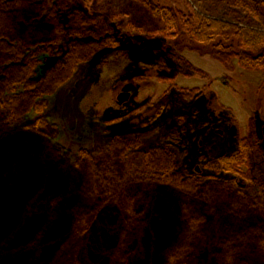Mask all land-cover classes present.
Instances as JSON below:
<instances>
[{"label": "trees", "instance_id": "1", "mask_svg": "<svg viewBox=\"0 0 264 264\" xmlns=\"http://www.w3.org/2000/svg\"><path fill=\"white\" fill-rule=\"evenodd\" d=\"M73 0H0V264H264V182L243 172L250 134L186 175L166 146L114 136L106 148L59 143L49 98L116 40L84 39L88 19L67 29ZM123 27L186 36L232 70L264 71V31L152 0H98ZM257 18L264 0H253ZM73 39L40 78V48ZM118 44V41H117ZM190 101L198 89H186ZM181 98V97H180ZM230 175L231 179L221 175Z\"/></svg>", "mask_w": 264, "mask_h": 264}, {"label": "rangeland", "instance_id": "2", "mask_svg": "<svg viewBox=\"0 0 264 264\" xmlns=\"http://www.w3.org/2000/svg\"><path fill=\"white\" fill-rule=\"evenodd\" d=\"M152 1L179 10L190 4L204 16L229 22L239 17L243 26L264 31V17L254 16L253 0ZM97 2L73 0L60 13L67 29L81 14L89 21L84 39L113 38L116 46L97 52L49 98L59 143L96 151L120 136L139 141L144 149L163 145L175 153L181 172L192 175L199 169L209 176L214 173L205 168L208 161L235 151L238 140L252 134L256 147L243 172L251 171L257 184L264 182V71L238 65L230 70L212 58L211 47L184 35L166 39L125 28L122 20L101 12ZM72 40L40 48L38 78L64 57ZM186 89H198V96L184 99ZM122 93L130 98L119 105Z\"/></svg>", "mask_w": 264, "mask_h": 264}, {"label": "water", "instance_id": "3", "mask_svg": "<svg viewBox=\"0 0 264 264\" xmlns=\"http://www.w3.org/2000/svg\"><path fill=\"white\" fill-rule=\"evenodd\" d=\"M130 98V94H125V93H122L118 96V104L119 105H123L124 103H126ZM220 134H222L221 132H219ZM262 133H263V139H264V127L262 129ZM199 171V169H198Z\"/></svg>", "mask_w": 264, "mask_h": 264}, {"label": "flooded vegetation", "instance_id": "4", "mask_svg": "<svg viewBox=\"0 0 264 264\" xmlns=\"http://www.w3.org/2000/svg\"><path fill=\"white\" fill-rule=\"evenodd\" d=\"M196 171H197L198 173H201V171H200V170L198 171V169H197Z\"/></svg>", "mask_w": 264, "mask_h": 264}]
</instances>
